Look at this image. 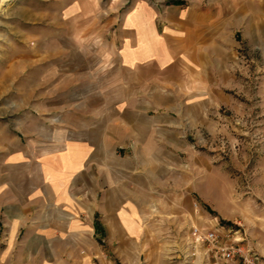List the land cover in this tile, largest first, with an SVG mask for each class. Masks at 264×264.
<instances>
[{
	"label": "crops",
	"instance_id": "0c3cea01",
	"mask_svg": "<svg viewBox=\"0 0 264 264\" xmlns=\"http://www.w3.org/2000/svg\"><path fill=\"white\" fill-rule=\"evenodd\" d=\"M171 1L73 23L85 39L62 66L49 62L43 106L0 168L7 251L37 264H153V216L179 195L187 137L210 123L220 92L211 70L224 20L252 0Z\"/></svg>",
	"mask_w": 264,
	"mask_h": 264
},
{
	"label": "rangeland",
	"instance_id": "374dc122",
	"mask_svg": "<svg viewBox=\"0 0 264 264\" xmlns=\"http://www.w3.org/2000/svg\"><path fill=\"white\" fill-rule=\"evenodd\" d=\"M151 2L162 10V2ZM260 2L250 1L245 12L233 7L224 20L211 70L221 93L211 104L210 123L187 137L190 147L182 153L177 172L179 195H168L173 201L167 213L153 216L161 220L156 224L160 241L153 264H215L210 248L197 245L192 234L194 228L212 227L219 230L221 245H243L264 261V3ZM133 5L134 0H0V168L23 138L22 124L31 119L34 108L43 106L44 100L35 96L45 89L37 83L47 80L44 71L49 62L56 60L62 66L70 46L79 48L76 39H85L73 35V23L84 27L95 15L98 24L106 26L111 16L122 17ZM50 49L58 53L49 54ZM3 230L0 216V264L38 263L7 251Z\"/></svg>",
	"mask_w": 264,
	"mask_h": 264
},
{
	"label": "built area",
	"instance_id": "2783aa9c",
	"mask_svg": "<svg viewBox=\"0 0 264 264\" xmlns=\"http://www.w3.org/2000/svg\"><path fill=\"white\" fill-rule=\"evenodd\" d=\"M194 242L199 246H208L209 253L215 264H264L253 251L243 245L227 246L220 244V233L216 228L192 230ZM246 242V238H241Z\"/></svg>",
	"mask_w": 264,
	"mask_h": 264
}]
</instances>
